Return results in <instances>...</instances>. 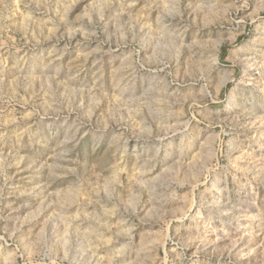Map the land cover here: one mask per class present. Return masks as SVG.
<instances>
[{"label": "rangeland", "instance_id": "1", "mask_svg": "<svg viewBox=\"0 0 264 264\" xmlns=\"http://www.w3.org/2000/svg\"><path fill=\"white\" fill-rule=\"evenodd\" d=\"M0 264H264V0H0Z\"/></svg>", "mask_w": 264, "mask_h": 264}]
</instances>
